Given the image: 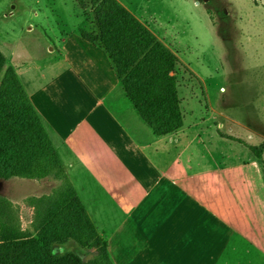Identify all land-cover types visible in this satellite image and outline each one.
Here are the masks:
<instances>
[{
    "label": "crops",
    "instance_id": "0c3cea01",
    "mask_svg": "<svg viewBox=\"0 0 264 264\" xmlns=\"http://www.w3.org/2000/svg\"><path fill=\"white\" fill-rule=\"evenodd\" d=\"M80 26L51 40V58L41 66L16 46L11 60L2 53L114 264H264L259 160L223 138L219 130L235 136L222 125L188 121L184 110L181 129L156 136L106 53L80 37Z\"/></svg>",
    "mask_w": 264,
    "mask_h": 264
},
{
    "label": "rangeland",
    "instance_id": "374dc122",
    "mask_svg": "<svg viewBox=\"0 0 264 264\" xmlns=\"http://www.w3.org/2000/svg\"><path fill=\"white\" fill-rule=\"evenodd\" d=\"M119 2L179 57L176 75L188 121L211 120L250 144H264V0ZM79 24V29L94 26L91 8L83 11L75 0H0V50L10 57L16 46L19 56L41 66L51 58V40L57 42ZM58 186L52 178L0 179V197L9 203L7 211L21 229L40 240L41 230L32 228L35 211L27 200L49 195ZM64 235L62 229L59 237ZM54 247L67 264L75 256L87 260L94 252L70 238Z\"/></svg>",
    "mask_w": 264,
    "mask_h": 264
},
{
    "label": "trees",
    "instance_id": "16d2710c",
    "mask_svg": "<svg viewBox=\"0 0 264 264\" xmlns=\"http://www.w3.org/2000/svg\"><path fill=\"white\" fill-rule=\"evenodd\" d=\"M91 8L93 28H80V37L102 49L120 85L142 121L158 137L184 125L177 68L180 59L153 31L118 0H75ZM226 139L244 145L260 161L264 173V144L256 146L222 131ZM52 178L59 186L49 195L30 197L34 208L32 228L41 230L40 240L22 230L0 197V264H67L57 255L56 244L74 240L93 249L91 258L75 256L68 264H114L108 241L91 220L74 188L40 115L16 70L7 66L0 50V179ZM66 231L63 238L61 230Z\"/></svg>",
    "mask_w": 264,
    "mask_h": 264
}]
</instances>
